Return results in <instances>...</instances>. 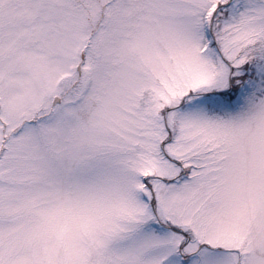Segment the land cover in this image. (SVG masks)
I'll list each match as a JSON object with an SVG mask.
<instances>
[{
	"label": "snow or ice",
	"instance_id": "1",
	"mask_svg": "<svg viewBox=\"0 0 264 264\" xmlns=\"http://www.w3.org/2000/svg\"><path fill=\"white\" fill-rule=\"evenodd\" d=\"M0 264H264V0H0Z\"/></svg>",
	"mask_w": 264,
	"mask_h": 264
}]
</instances>
